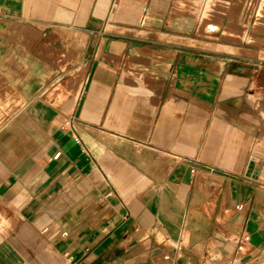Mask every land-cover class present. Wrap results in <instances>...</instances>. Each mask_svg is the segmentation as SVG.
<instances>
[{
	"label": "crops",
	"instance_id": "obj_1",
	"mask_svg": "<svg viewBox=\"0 0 264 264\" xmlns=\"http://www.w3.org/2000/svg\"><path fill=\"white\" fill-rule=\"evenodd\" d=\"M211 1L0 0V264H264V19Z\"/></svg>",
	"mask_w": 264,
	"mask_h": 264
},
{
	"label": "rangeland",
	"instance_id": "obj_2",
	"mask_svg": "<svg viewBox=\"0 0 264 264\" xmlns=\"http://www.w3.org/2000/svg\"><path fill=\"white\" fill-rule=\"evenodd\" d=\"M195 0H184V2L188 5H193L195 2ZM243 1H247V0H212L208 7L206 8V5H204V9L203 11L201 12V15H200V18H199V23H200V27H203L205 25V23L213 16L215 15L216 11L217 10H220L222 7H224V5L227 3V2H243ZM252 3L255 4V7L257 8L256 9V12L258 14V18L259 20H262L264 19V0H251ZM202 4H204L202 2ZM193 16H195V14L193 13ZM196 17V16H195ZM199 17V16H198ZM197 17V18H198ZM9 38L10 40H14L16 42H19L21 44H23L27 49H30L32 50L36 55H39V50H38V42L37 40H32V41H27V40H22L21 37L19 36V34H16V33H11L9 34ZM52 56L55 57V55L52 54ZM49 59L51 61H49V63H52V64H56L59 62V59H64L67 63L69 62V59L68 58H53L51 57V55H49ZM61 61V60H60ZM74 62L71 61L68 65L70 66L69 69L71 68V65L73 64ZM77 78V75H75ZM67 78L69 79V82H73V78L72 76L69 74L67 76ZM18 108V107H16Z\"/></svg>",
	"mask_w": 264,
	"mask_h": 264
},
{
	"label": "built area",
	"instance_id": "obj_3",
	"mask_svg": "<svg viewBox=\"0 0 264 264\" xmlns=\"http://www.w3.org/2000/svg\"><path fill=\"white\" fill-rule=\"evenodd\" d=\"M243 239H247V236H244Z\"/></svg>",
	"mask_w": 264,
	"mask_h": 264
},
{
	"label": "bare ground",
	"instance_id": "obj_4",
	"mask_svg": "<svg viewBox=\"0 0 264 264\" xmlns=\"http://www.w3.org/2000/svg\"><path fill=\"white\" fill-rule=\"evenodd\" d=\"M211 27V25H208V29Z\"/></svg>",
	"mask_w": 264,
	"mask_h": 264
}]
</instances>
